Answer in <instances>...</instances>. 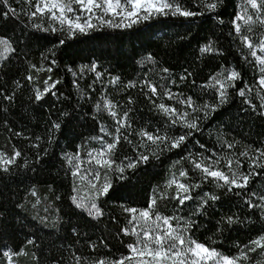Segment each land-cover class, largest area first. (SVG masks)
Returning <instances> with one entry per match:
<instances>
[{
  "label": "trees",
  "instance_id": "16d2710c",
  "mask_svg": "<svg viewBox=\"0 0 264 264\" xmlns=\"http://www.w3.org/2000/svg\"><path fill=\"white\" fill-rule=\"evenodd\" d=\"M181 2L188 10H202L198 0ZM8 4L15 14L0 3V38L10 41L15 51L0 59V152L11 156L19 151L21 155L8 171L0 169V264H9L4 251L23 250L24 254L12 257L11 264H75L76 257L81 258V264H92L103 257L129 255L127 245L135 237L121 231L131 228L130 214L124 208L144 209L154 194L174 195L175 189L166 188V181L173 173L178 176L181 169L189 173V179L182 182L199 183V172L186 159L189 154L197 160L222 158V168L226 158L233 160L234 167L238 159L240 171L252 173L246 189L229 192L226 187L204 183L193 196L209 192L219 199L210 202L202 213L196 211L197 199L183 206L175 199L158 200L157 210L166 216L183 217L182 224L192 221L188 234L227 256H237L250 241L264 235L261 209L246 203L251 199L253 204H261L260 197L264 196V168L252 163H264V158L257 159L259 153L255 151L264 149V88L258 82L259 66L240 39L247 35L254 44L258 43L264 36V26H245L238 21L244 31H235L233 21L244 0H223L215 12L204 15L161 16L132 28L103 26L70 39L64 33L33 28V23L49 27V22L30 20L26 0H8ZM249 13H253L250 7ZM248 27L252 30L248 31ZM60 39L66 42L59 45ZM209 42L215 51L201 54L200 48ZM93 64L96 70H88ZM233 69L240 73V79L234 87L227 88V100L221 104L219 86L207 85L211 77L223 80L225 70ZM96 72L101 73L99 78ZM221 72L224 76H218ZM113 78H119L118 82L110 83ZM46 80L49 84L57 80L60 83L52 89L55 95L46 93L38 101L36 91L43 90ZM145 81L155 84L160 95L152 96ZM129 82L136 86L128 87ZM241 89L245 90L244 96L239 95ZM165 91L175 98L168 99ZM104 97L116 106L118 118L128 112L131 125L123 131L132 144L121 141L114 156L117 163L125 157L135 159L138 153L150 158L126 170L123 180L115 172L109 173L112 188L97 201L103 214L94 217L76 207L71 199L73 195L87 199L92 193L86 181L73 177L66 156L79 152L81 160L86 161L89 151L101 147L95 138L103 136L111 142L112 136L101 132V127L115 133L116 121L107 111L96 109ZM187 97L199 111L178 103ZM159 103L191 113L189 119L198 117L199 130L172 126L155 107ZM204 105L217 107L211 111ZM54 123L60 124L59 130L53 128ZM141 129L170 137L188 132L191 135L180 148L162 151L157 159L150 155L157 151L154 145L140 146L141 137L136 133ZM160 147L163 149V145ZM245 151L248 156H241ZM228 216L238 217V222L223 223ZM29 240L33 243L29 244ZM249 256L251 264L264 261L260 249Z\"/></svg>",
  "mask_w": 264,
  "mask_h": 264
},
{
  "label": "snow or ice",
  "instance_id": "6c2138e0",
  "mask_svg": "<svg viewBox=\"0 0 264 264\" xmlns=\"http://www.w3.org/2000/svg\"><path fill=\"white\" fill-rule=\"evenodd\" d=\"M26 2L30 5V10L26 13L30 20L39 18L41 21L46 19L49 22V27H44L43 23H33V28L44 32L64 33L66 38L70 39L77 35H86L89 32L95 31L98 27L103 26L111 28H132L134 25L161 16H182L187 18L204 15L205 12L212 13L217 10L223 0H198L202 8L199 12L184 8L181 0H26ZM0 3H3L8 8V12L15 14V10L10 7L8 0H0ZM249 7L253 10L252 14L249 13ZM31 8H34V10H31ZM238 21H243V25L245 26L256 23L264 26V0H244L241 12L237 14L233 21L235 31L242 33L244 28ZM247 30L251 31L252 29L248 27ZM240 39L244 46L249 49V54L259 66L260 78L258 82L264 88V36L255 44L247 35H241ZM65 42V39H60L59 45H63ZM0 46H2L0 59L6 58L8 54L15 51L11 42L5 38H0ZM257 50H259V55ZM214 51L212 42L200 48L201 54L212 53ZM148 59H151V57ZM52 63L55 64L56 61L53 60ZM47 70L51 71L52 69L49 68ZM88 70L95 71L96 65L93 64ZM163 71L167 73L168 69H163ZM225 71L227 72L226 76H224V72L218 74V76H224L223 80L218 79L217 76H213L211 77V82L207 85L213 88H217V85L219 86L217 92L221 104L227 100V88L234 87V82L240 79V73L234 69ZM73 74L75 75V73ZM96 75L99 78L101 73L96 72ZM185 78L182 77L181 79ZM28 79L31 80L32 77H28ZM118 79L113 78L110 83L115 84L118 82ZM49 80H51V77H49ZM44 83L45 87L43 90L36 91L35 98L38 101L46 93L55 95L52 89L60 81H53L49 84L48 80H46ZM135 86L134 82H129L128 84V87ZM145 87L149 89L152 96L160 95L157 86L150 81H145ZM163 94L168 99L175 98L174 94L170 91H165ZM239 95L244 96L245 90L241 89ZM8 99H11V97H8ZM178 103L187 105L192 108L193 112L200 110L195 106L191 97L179 100ZM155 107L168 117L172 126L180 125L188 129L199 130L198 124L196 123L198 117L189 119L191 113L186 111L180 112L176 107L164 103L156 104ZM203 107L215 111L217 106L204 105ZM115 108L116 106L107 97H104L102 103L97 102L96 104L97 111H107L116 121L117 127L115 133H109L105 128L101 127V132L112 136L111 142L105 141L103 136L95 138L99 140L101 147L89 151L86 161L81 160L79 152L66 156L68 163L72 166L73 177H78L81 181H86L92 193L87 199L78 197L77 195H73L71 199L76 207L86 210L88 215L94 217H99L103 214V210L97 201L107 196L112 188L109 173L115 172L123 180L126 178L124 175L126 170L135 169L139 164L147 163L150 158L149 155L138 153L135 159L125 157L119 163L114 159L118 145L122 140L132 144L128 135H124L123 131L131 127L127 119L128 112H124L123 116L118 118V113ZM53 128L59 130L60 124L54 123ZM136 135L141 137V147L148 143L156 147L157 151L151 152L150 155L152 158L158 159L160 152L180 148L188 136L191 135V132L178 137H170L167 134H161L159 131L151 133L141 129ZM161 145H163V149H161ZM227 146L229 148L234 147L233 144H228ZM201 147L203 148L204 146L201 145ZM255 151L259 153L257 159L264 158V149H256ZM20 155L21 153L19 151H15L11 156L0 152V169L8 171V166L14 164L16 158ZM240 155L247 157L248 152H242ZM186 159L189 160L192 168L199 172L200 182H182V179H189V173L187 169H181L178 176L173 173L171 178L166 181V188L175 189L174 195L169 196L166 192H162L158 197L154 194L147 208H124V211L130 214L128 224L131 225V228L124 227L121 231L126 236L135 237L134 242L127 245L129 255L121 256L118 259L103 257L93 261L92 264H131L132 261H135L136 264H241V261L251 264L249 253L256 252L257 249H260L261 255H264V235L250 241V244L246 245L244 249H241L237 256H227L218 252L214 247H209L204 243L194 240L188 234L192 228V221L189 220L182 224L183 217L176 215L166 216L157 210L158 200L175 199L180 206H183L187 201L197 199L199 203L196 211L202 213L210 202L215 203L219 199L218 196L209 192L203 193L202 196L194 197L193 193L202 184L210 182L219 188L226 187L231 192L234 188L246 189L250 176L252 175L251 172L244 174L240 171V161L238 159L235 161V168L233 167L234 162L231 158L225 159L223 167H226L227 171L222 170L220 166L222 158L212 159L211 157H202L197 160L192 157V154H189ZM74 161L76 163H73ZM176 163H180V161ZM252 163L256 167L264 168V163H257L256 160H253ZM84 164H87V167H82ZM101 170L103 171V177L101 176ZM73 191L76 192L77 188L74 187ZM32 194L35 195V191ZM237 194L239 195V193ZM252 195L255 196V193H252ZM260 200L262 201L261 204H253L251 199H248L246 203L251 208H260L262 215H264V196L260 197ZM237 222L238 217L235 216H228L223 220V223L228 225ZM28 243L31 244L33 242L29 240ZM22 254H24L23 250L18 253L11 251L3 252V256L8 259L9 264H11L14 255ZM75 264H81L80 257L75 258ZM257 264H264V261H258Z\"/></svg>",
  "mask_w": 264,
  "mask_h": 264
},
{
  "label": "rangeland",
  "instance_id": "374dc122",
  "mask_svg": "<svg viewBox=\"0 0 264 264\" xmlns=\"http://www.w3.org/2000/svg\"><path fill=\"white\" fill-rule=\"evenodd\" d=\"M257 52H258V55H259V54H260V53H259V50H257ZM212 159H213V158H212ZM233 167H234V165H233ZM234 168H235V167H234ZM222 170L227 171V168H226V167H225V168H222ZM131 263H132V264H136L135 261H132Z\"/></svg>",
  "mask_w": 264,
  "mask_h": 264
}]
</instances>
